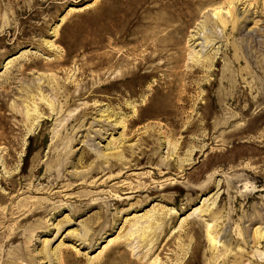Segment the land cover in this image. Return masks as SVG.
<instances>
[{"label": "rangeland", "instance_id": "374dc122", "mask_svg": "<svg viewBox=\"0 0 264 264\" xmlns=\"http://www.w3.org/2000/svg\"><path fill=\"white\" fill-rule=\"evenodd\" d=\"M0 264H264V0H0Z\"/></svg>", "mask_w": 264, "mask_h": 264}, {"label": "bare ground", "instance_id": "6f19581e", "mask_svg": "<svg viewBox=\"0 0 264 264\" xmlns=\"http://www.w3.org/2000/svg\"><path fill=\"white\" fill-rule=\"evenodd\" d=\"M221 22V21H220ZM223 22V21H222Z\"/></svg>", "mask_w": 264, "mask_h": 264}]
</instances>
